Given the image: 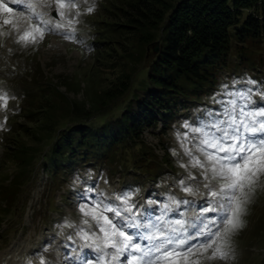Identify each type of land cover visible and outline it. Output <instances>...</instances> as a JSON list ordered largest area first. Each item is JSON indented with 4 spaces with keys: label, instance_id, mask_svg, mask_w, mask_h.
Returning a JSON list of instances; mask_svg holds the SVG:
<instances>
[{
    "label": "rangeland",
    "instance_id": "rangeland-1",
    "mask_svg": "<svg viewBox=\"0 0 264 264\" xmlns=\"http://www.w3.org/2000/svg\"><path fill=\"white\" fill-rule=\"evenodd\" d=\"M39 2L40 0H33L37 4V11H43L47 14L45 18L55 20L56 17L52 14L56 5L51 3L49 7L41 9ZM75 2L79 5L78 9H65L66 13L79 12L78 16H72L74 39H66L58 32L47 31L42 40L25 46L15 42L14 34L0 35V93L8 96L7 108L0 107V123H3V127H0V208L5 209V214L0 212V264H40L41 257L46 264H81L80 257L92 258V250L83 248L84 242L76 234L79 228L86 227L81 223L77 194L89 187L96 193H103L109 201L115 203H119L115 201V196L130 195V203L135 205L134 211L145 214L141 220L149 214L152 217L159 215L164 204L173 209L168 213L169 220L193 219L205 199L200 194L205 191L202 187L203 178L198 169L189 168L188 171L196 179L186 182L194 191L197 188L199 191L192 195L181 191L178 186L177 181L187 177V171L179 165L187 163L188 157L180 147L177 133L182 136L187 131L183 127L185 122L196 126L198 118H204L207 110L219 112L222 105L214 102V97L217 100L223 99L221 92L225 85L231 89L236 82V87L241 88L250 79L256 82L253 86L254 93L264 92V40L246 42L240 62L232 47L227 67L218 71L221 81L218 89L210 92L201 104L187 110H178L166 126L163 127L162 122L158 121L155 127H144L140 133L142 148L151 150L156 161L163 155H168L174 165L172 171L162 162L157 174L152 171L153 177L147 173L148 165L143 164V161L136 162V147H119L115 151V157H112L113 161L99 165L100 172L97 174L77 165L64 176L54 179L40 163H43L40 153L47 146L34 141L30 135L37 123L28 122L24 116L25 109L28 108L25 88L26 81L43 80L56 84L58 90L65 93L63 86L59 85V77L69 76L79 79L81 85L85 84V89L87 79L93 78L92 69L99 68L94 49L100 45L94 40L104 35L102 29L104 14L107 12L103 6L113 0ZM9 6L14 11L20 10L19 6ZM89 7L93 9L91 12L87 11ZM3 19L4 14L0 12V32L11 33L7 26L2 25ZM62 22L67 24L66 19ZM94 76L102 84L103 81L107 84L104 77L110 78L112 74L101 73ZM84 96L82 91L66 93L70 100H83L86 105ZM252 100L256 102L255 106L264 104L259 95H253ZM18 143L30 144L36 147V152H40L36 153L35 159L30 161L25 173L21 175L23 178L12 196L6 185L18 171L10 157L11 150ZM174 150L177 155H173ZM261 183L264 184V177L261 178ZM62 186L69 187L65 189ZM169 196H174L178 201L189 200L194 203H181L177 207L168 199ZM108 215L111 217L112 214ZM241 219L242 226L232 237L230 258L226 261L206 260L204 264H264V187L257 188Z\"/></svg>",
    "mask_w": 264,
    "mask_h": 264
},
{
    "label": "trees",
    "instance_id": "trees-1",
    "mask_svg": "<svg viewBox=\"0 0 264 264\" xmlns=\"http://www.w3.org/2000/svg\"><path fill=\"white\" fill-rule=\"evenodd\" d=\"M103 8L104 35L94 40L99 68L87 88L69 76L59 77L65 93L48 81H26L24 116L37 123L30 135L47 146L40 163L54 179L77 165L97 174L119 147H136V162L149 174L162 162L172 171L168 155L156 161L142 148V129L158 121L164 127L178 110L201 104L218 89L232 47L240 62L246 42L264 40V0H113ZM101 73L112 74L107 84L94 76ZM70 91H82L87 104L67 98ZM37 152L22 143L11 150L18 168L6 185L12 196Z\"/></svg>",
    "mask_w": 264,
    "mask_h": 264
},
{
    "label": "snow or ice",
    "instance_id": "snow-or-ice-1",
    "mask_svg": "<svg viewBox=\"0 0 264 264\" xmlns=\"http://www.w3.org/2000/svg\"><path fill=\"white\" fill-rule=\"evenodd\" d=\"M51 3L56 5L52 14L55 20L37 11L33 0H0L2 25L11 30L0 35L14 34L15 42L25 46L42 40L47 31L74 39L72 16L79 12L66 13L65 9H78L79 5L75 0H40L39 7L47 8ZM9 5L19 6L20 10L14 11ZM92 10L87 8L88 12ZM64 19L67 24L62 22ZM255 84L249 79L241 88L236 82L231 89L223 86V99L214 97V102L222 105L220 111L207 110L196 126L185 122L187 131L182 136L177 133L188 157L187 163L179 165L187 171V177L179 179L178 186L192 195L199 191L186 182L196 179L189 168L198 169L203 178L205 191L200 194L205 199L193 219L169 220L168 213L173 209L164 204L159 215L149 214L141 220L145 214L134 211L130 195L115 196L119 202L115 203L90 187L77 194L81 223L86 227L76 234L84 242L82 247L94 254L89 259L80 257L81 264H204L206 260L230 258L232 237L242 226L246 206L257 188L264 187V104L255 106L252 100L253 95L264 100V92L254 93ZM7 102V94L0 93V107L7 108ZM173 155H177L175 150ZM168 199L177 207L194 203L178 201L174 196ZM40 264H46L43 257Z\"/></svg>",
    "mask_w": 264,
    "mask_h": 264
},
{
    "label": "water",
    "instance_id": "water-1",
    "mask_svg": "<svg viewBox=\"0 0 264 264\" xmlns=\"http://www.w3.org/2000/svg\"><path fill=\"white\" fill-rule=\"evenodd\" d=\"M156 50H157V42H155V44L151 46V52L152 53H155Z\"/></svg>",
    "mask_w": 264,
    "mask_h": 264
}]
</instances>
